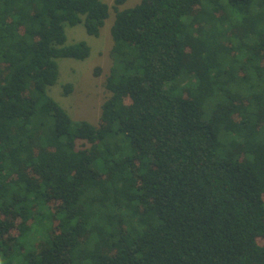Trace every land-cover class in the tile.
I'll return each instance as SVG.
<instances>
[{
	"label": "trees",
	"instance_id": "trees-1",
	"mask_svg": "<svg viewBox=\"0 0 264 264\" xmlns=\"http://www.w3.org/2000/svg\"><path fill=\"white\" fill-rule=\"evenodd\" d=\"M125 1L97 127L48 88L110 7L0 0V264H264V0Z\"/></svg>",
	"mask_w": 264,
	"mask_h": 264
},
{
	"label": "rangeland",
	"instance_id": "rangeland-1",
	"mask_svg": "<svg viewBox=\"0 0 264 264\" xmlns=\"http://www.w3.org/2000/svg\"><path fill=\"white\" fill-rule=\"evenodd\" d=\"M102 1L110 7V15L98 37L88 35L83 24L74 27L66 25L65 28L67 45L83 41L90 47V56L83 61L71 58L56 60L59 67V77L55 85L48 88L49 96L73 120H85L97 127L99 126L102 105L110 96L105 83L113 64L111 57L113 40L110 31L115 21V0ZM141 1L126 0L117 8L121 10L132 8ZM68 84L72 85L71 92L64 94V86ZM82 144L86 147L90 146L85 141H79V147ZM33 235L32 239L34 238Z\"/></svg>",
	"mask_w": 264,
	"mask_h": 264
}]
</instances>
